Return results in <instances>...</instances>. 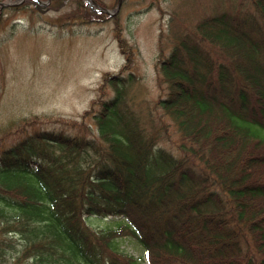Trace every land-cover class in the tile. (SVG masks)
Returning a JSON list of instances; mask_svg holds the SVG:
<instances>
[{"label":"trees","instance_id":"16d2710c","mask_svg":"<svg viewBox=\"0 0 264 264\" xmlns=\"http://www.w3.org/2000/svg\"><path fill=\"white\" fill-rule=\"evenodd\" d=\"M69 2L72 21L61 25L112 19L125 60L102 74L113 94L79 120L11 121L10 134L22 136L0 148V264H140L120 249L123 234L146 250L147 264H264V0L171 25L155 105L178 153L158 147L171 136L148 131L126 104L133 51L118 14L87 0L48 7ZM17 8L0 6V22ZM119 215L125 221L114 226L88 223Z\"/></svg>","mask_w":264,"mask_h":264},{"label":"rangeland","instance_id":"374dc122","mask_svg":"<svg viewBox=\"0 0 264 264\" xmlns=\"http://www.w3.org/2000/svg\"><path fill=\"white\" fill-rule=\"evenodd\" d=\"M0 1L19 6L6 10L0 22L1 148L22 136L10 134L11 121L32 115L79 120L84 111L98 109V104L92 101L113 94L109 85L103 82L102 86V74L120 71L125 58L112 19L81 23L77 17L74 22L61 25L63 20L72 21L68 15L75 9L74 2L54 10L48 7L47 0H41L43 10L33 11L32 0ZM100 1L110 11L115 10L116 0ZM241 3L242 0H121L115 14L119 17L121 37L132 47L130 70L135 74L133 82L126 85L125 101L145 121L148 131L160 129L171 136L159 140L158 147L178 153L174 147L176 131L168 119L160 116L155 105V100L164 93L163 87L156 83L159 50L161 47L167 53L172 45L168 37L171 25L192 23L198 17L233 9ZM127 72L124 70L123 74ZM87 117L94 130L92 120ZM30 130L27 127L23 135ZM93 218L88 219L93 228L125 221L122 216ZM118 244L140 264H147L146 250L131 234L120 236Z\"/></svg>","mask_w":264,"mask_h":264},{"label":"water","instance_id":"95a60500","mask_svg":"<svg viewBox=\"0 0 264 264\" xmlns=\"http://www.w3.org/2000/svg\"><path fill=\"white\" fill-rule=\"evenodd\" d=\"M94 7H96L98 10H102L106 13H109V14H114L116 12V10H118L119 8V5L121 3V0H117V4H116V7H115V10L112 12L110 11L109 9L107 8H104V7H101L99 6L94 0H88Z\"/></svg>","mask_w":264,"mask_h":264}]
</instances>
